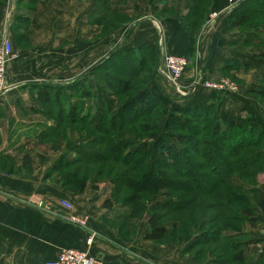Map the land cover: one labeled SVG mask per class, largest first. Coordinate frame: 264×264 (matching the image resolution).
Masks as SVG:
<instances>
[{"label": "trees", "instance_id": "obj_1", "mask_svg": "<svg viewBox=\"0 0 264 264\" xmlns=\"http://www.w3.org/2000/svg\"><path fill=\"white\" fill-rule=\"evenodd\" d=\"M211 2L195 0L192 10L181 19L189 36L187 58L190 65L199 51L202 26L210 18ZM228 12L229 30L242 35V46L255 49L264 46V0H243ZM105 18H111L114 24H122L117 20L119 17ZM122 20L126 21L127 18ZM247 29L259 31L257 34L261 38L258 35L246 37ZM254 33L251 30L250 34ZM159 58L157 43L144 45L138 50L117 49L111 58L96 66L91 74H81L68 81L66 86H56L64 87L68 96H64L60 90L51 94L49 87L55 86L44 83L36 88L37 97L32 101L33 107L29 113L40 114L54 124L42 122L36 126L35 136L27 137L24 144H15L12 149L17 147L16 150L21 152L38 141L53 145L68 142L72 134H77L81 140L88 133L90 136H99L93 142V146L99 149L95 154L79 149L76 158H61L48 171V179H53L65 191L78 195L84 194L88 188L97 191V186L92 184L88 176L90 172L82 170H85V166L87 169L88 166L103 163L107 155L117 159L129 173L122 181L112 180L113 194L102 201V208L108 211L106 222L120 238L133 241L137 226L131 228L128 225L145 216L148 231L143 237L144 242L180 247L183 255L195 264H264V250L253 246L249 234L243 232L232 237L227 233H238L237 230L246 225L255 228L260 223V217H264V196L254 188L257 177L264 173L263 120L255 116L237 119L231 114H220L218 107L222 96L211 92L208 101L193 107L173 109L166 128L173 127L175 133L167 138L171 137L176 147L164 148L163 157L157 162L151 161L148 151L131 149L136 146V141L128 140L126 147L131 149L128 151L121 143H117L116 137L110 139V136L128 132L132 127L136 128L134 132L145 134L146 131L140 127L146 129L151 117L155 121L158 119L154 109L165 110L163 102L147 90L134 92L137 90L136 84L144 85L143 80L135 84L137 77H146L149 66L158 65ZM236 68L237 62L232 61L225 65L222 74L228 75ZM95 76L107 79L108 89L115 96L121 98L132 93L131 100L119 103L123 106L121 117H114L105 102L100 107V119L92 121ZM252 93L264 100V91L263 94L258 90ZM177 95L181 97L180 100L194 97L192 93L190 95L193 97L189 95L188 98ZM21 104L20 98L17 105ZM3 118H6V113L0 106V120ZM148 131L146 137L152 138L157 137L159 129L154 127ZM162 144L160 140L158 145ZM2 146L0 137V174L20 177L31 175L30 154L23 155L20 166H17L12 156L1 151ZM73 167H77V170L66 172ZM96 175L99 176L100 172H96ZM240 190L252 193V198L244 194L241 196L238 193ZM116 205L128 212L114 216ZM187 210L188 216L182 221L178 215ZM196 233L197 236H194ZM243 237L246 239L242 240ZM207 256L213 258L206 262ZM224 257L226 260H222Z\"/></svg>", "mask_w": 264, "mask_h": 264}, {"label": "crops", "instance_id": "obj_2", "mask_svg": "<svg viewBox=\"0 0 264 264\" xmlns=\"http://www.w3.org/2000/svg\"><path fill=\"white\" fill-rule=\"evenodd\" d=\"M194 4L195 0H0V49L5 42L12 46L16 57L7 65V80L18 82L11 91L0 96V106L6 113V118L0 120L1 151H17V147L12 149L13 145L21 146L27 137L37 134L36 126L42 122L15 117L7 100L11 98L12 106L22 115L34 116L29 111L37 97L36 88L46 83L40 79L41 67L53 63L50 50L58 49L64 54L54 65H65L67 68L63 70L66 71L62 73L66 76H60L59 80L70 81L98 62V59L93 63L89 60L91 40H96L92 42L94 54L101 53L102 56L110 43L115 42V36H120L125 29L130 33L119 50H138L157 43L161 57L163 53L187 57L189 36L181 19ZM226 7L227 0L211 2L208 16L213 12L220 15L213 21H208V17V23L202 26L194 66L191 64L183 76L186 88L191 85L186 79L197 78L201 73L208 79L217 80L225 65L232 61L237 62V68L232 72L239 76L254 68L264 72V52L242 46V35L229 30ZM121 16L127 18L122 23L124 29L119 27L112 32L113 36L106 37L98 21ZM94 35L96 38L90 39ZM20 38L25 41L20 42ZM20 43L28 44V47L21 48ZM69 47L79 51L75 59L71 55L65 56L64 50ZM250 50L254 52L249 53ZM95 79L91 105L94 122L101 117V105L108 102V92L101 86L103 79L100 76ZM148 92L161 101L167 96L157 89ZM196 93L193 99L177 101L174 107H193L208 101L212 94L211 90ZM20 98L30 99V104L14 106ZM240 102L242 99L224 102L220 111L233 110ZM107 107L114 115L115 105ZM48 173L32 172L28 177L0 174V264H47L62 250L72 247L88 251L104 264H195L179 247L144 242L147 230L138 228L141 233L138 243L120 238L106 222L108 211L102 208L103 200H96L97 191H86L82 195L70 193L48 179ZM73 216L86 218L87 227L73 224ZM91 236L94 239L88 245Z\"/></svg>", "mask_w": 264, "mask_h": 264}, {"label": "rangeland", "instance_id": "obj_3", "mask_svg": "<svg viewBox=\"0 0 264 264\" xmlns=\"http://www.w3.org/2000/svg\"><path fill=\"white\" fill-rule=\"evenodd\" d=\"M211 16V14L209 15ZM122 19H126L125 17H119L117 20L120 21L121 23H124L125 20ZM91 20V19H90ZM209 21V20H208ZM208 21H206L208 23ZM35 22V21H34ZM90 22V21H89ZM93 23V21H91ZM99 26L101 27V31H102V27L104 29V33L106 35V37H109V35L113 36L114 32L116 29H124L123 25L119 23H115L113 22V20L111 18H105L103 20H99L98 21ZM22 28H26L27 27L23 26ZM251 30L253 32H256L254 34H250ZM248 35H246V37H250V36H259L258 38L260 39V35L257 34L259 31L255 30V29H247ZM129 29H125L123 30V32L121 33L120 36H115V42H111L110 45H106V50L104 55L101 56V53H99V55L94 54V48L92 47V45L96 42V40H91V42H89L90 45V52L91 57L89 60H93L90 63H93L94 61H96L98 59V62L93 65L94 67L82 70V74L83 75H87V74H91V72L94 71L96 65L102 62H105L107 59L111 58L113 56L114 53H116V50L118 49V47L122 44L125 43V41L127 40V37L129 36ZM27 35L29 34V31H27L26 33ZM92 38H96V36H92L90 37V39ZM107 41V38H106ZM94 42V43H92ZM110 42V41H109ZM119 42V43H117ZM21 44V43H20ZM162 44V40H160L159 45ZM28 47V44H23L21 46V48H25ZM64 47V46H63ZM110 48V49H109ZM258 51H262L264 52V46L262 47H257ZM255 49V48H253ZM52 50L55 52L53 53V55L51 54ZM50 50V54L49 57L52 59L53 63L50 64L48 67L47 66H42L41 67V76L40 79H44V82H47V84H51L54 85L55 87H49V91H51V94H56L58 92V90H60L62 92V94L64 96H68V93L66 89H64V87H58L56 88V86H66L68 81L70 80H59L60 76H66L64 75L62 72L66 71L63 70L65 68H67L65 65H54L56 61H59L60 59H63V55L59 53L58 49H52ZM66 52L65 56L71 55V57H73L74 59L78 56V50L76 48H67L66 50H64ZM254 52V50H250L249 53ZM94 54V55H93ZM198 55V54H197ZM196 57V56H195ZM197 58V57H196ZM72 61V60H71ZM191 64L194 66V62L195 59L192 58L191 60ZM57 63V62H56ZM200 65V64H199ZM98 66V65H97ZM197 66V65H196ZM201 66V65H200ZM162 67V57L160 56L159 58V62L158 65L156 66H149V72L148 75L145 77V75H140L137 77V79L135 80V84L136 83H141V80H143L144 85L141 84H136V89L134 92L136 93L137 91H141L143 89L145 90H159V91H163L164 93H167L166 99L165 101H162L163 106L165 108V110L163 108H157L154 109V114L158 115V119L155 121L154 117H151L148 120H151V122L148 123V127H140L142 129H144V131H146L145 134H140L139 132H134L136 130V128L132 127L129 128L127 131L128 132H122L120 134H116V135H112L110 136V139L112 140V138L116 137V141L117 143H121L123 148H127V150H143V151H148L150 153V157H151V161L153 162H157L159 160H161V158L163 157V149L166 148L167 146H170V148L173 149V147H176V144L174 143L173 139L167 138L168 136H172L175 131L172 129L173 127L170 126V129L166 128L167 126V121L169 119V117L172 116L173 114V109L176 108L174 107L177 103V101H180L181 97H179L174 91V87H170L169 83L163 79L160 76L159 73V69H161ZM202 67V66H201ZM147 69V67H146ZM264 69V68H263ZM249 71V70H247ZM144 72H147V70H145ZM250 73V74H249ZM75 74V73H73ZM81 74V73H80ZM71 75V74H70ZM222 76H220L217 80H213V79H208L206 78L205 73H201L198 74L197 78L196 76H194L195 78L193 79H186L187 82H191L189 88L186 89H192V92H197L196 94H198L200 91L203 90H208V83L210 82H219L222 81L223 79L226 80L231 86H233L234 89H236L234 92L232 91H211V92H215L218 93L219 95L222 96V101L219 103V107H218V111L220 114H231L232 117L234 118H241V119H245L246 117H250V116H255L257 118H259L260 120L264 121V100H260V98L258 97V95H256L255 93H252L253 90H258L259 92H261L260 94H263V89H264V81H262V79L264 78V72L260 73V70L257 69H252L250 72H246L245 74H242L241 76L233 73L232 71H230L228 73V75H224L221 73ZM69 76V75H67ZM101 86L104 87L105 90H107L108 93H106L107 98V105L108 106H116V110H114V117H121L123 114V106H120L119 103L120 101L124 103L127 102L128 100H131L132 98V93L130 95H127L125 97H119V96H115L112 91L110 89H108L107 87V79L101 80ZM95 84V83H94ZM100 84V83H99ZM18 82L15 81H8L7 87L8 88H14V86H17ZM183 79H182V87H183ZM187 87V86H184ZM116 90L118 89L117 87L115 88ZM185 89V90H186ZM229 90V89H226ZM106 92V91H105ZM142 92V91H141ZM174 93V94H173ZM194 93H192L193 95H195ZM139 94V93H138ZM175 95V96H174ZM139 96V95H136ZM192 96V95H190ZM190 96H187L185 98H188ZM193 97V96H192ZM191 97V98H192ZM184 98V97H183ZM182 98V99H183ZM241 100L242 102H240V104L238 105V107L234 108L233 110L227 111L226 113H223L221 110L222 105L224 102H233L236 100ZM27 100V99H26ZM26 100H22V103L24 104H30V99ZM7 105L9 106L10 110L13 112V114L15 115V117L22 119L21 117H23L24 120H28V121H39V122H48L49 125H53L54 123L51 121H47L45 117H43L42 115H35L34 116H28V115H22V113H20V110L17 108L15 110V108L12 106V102H11V98H9ZM104 101H106V99H104ZM112 102V104H111ZM17 104L15 103L14 106H16ZM12 107V108H11ZM17 107V106H16ZM172 109V110H171ZM112 116V115H111ZM179 116V114H178ZM98 121V119L96 120ZM156 128L158 127L159 131L157 133V137L153 136L152 138H148L146 137L147 134H149L148 129L150 128ZM75 135V136H74ZM72 137L70 138V141L68 142H59L57 144H51L50 142H42L40 143L39 141L37 143H35L34 145L26 148V150L21 151V152H8L7 154H9L10 156H12V158H14L13 160L15 161L17 166H20L21 162H22V156L25 154H30L31 159H32V169L33 172H48L49 170H51V168L53 166H55V164H57V162L61 159V158H71L74 159L77 156H79V152L78 150H82L84 152L87 153H96L97 149L95 146H93V142L97 140V138H99V136H90L89 133L87 135V137L83 140L80 139V137L77 134H72ZM155 137V138H154ZM154 138V139H153ZM121 140V141H120ZM128 140H132V141H136L137 144L135 147L133 148H129L126 147L128 145ZM162 140L163 144L162 145H158V142ZM94 147V148H93ZM6 148V147H5ZM79 150V151H80ZM126 150V149H125ZM174 152H176L174 150ZM106 160L103 163H99L93 166H88L86 169V166L84 167L85 170H82V172H90V174H88V176L91 178V182L94 186H97V194L96 195V200H104V199H108L112 194H113V187H114V183L112 180L115 181H122L124 178H126L128 176L129 171L127 169L122 168V166H120V164L116 161L117 159H113L112 156L107 155ZM75 170H77V167H73L72 169H70L69 171L66 172H74ZM87 170V171H86ZM96 172H100V175L97 176ZM191 174V173H190ZM59 174L55 175L58 176ZM189 175V173L187 174ZM191 176V175H190ZM52 182H54V180H51ZM119 183V182H118ZM191 186V185H190ZM192 187V186H191ZM254 188H257L259 190L260 195L264 196V173L260 174L257 179H256V184L254 185ZM86 191H95L92 190L91 188H88ZM85 191V193H86ZM126 192H128L126 190ZM239 194H241V196L244 194L245 196L247 195V197H249L250 199L252 198V193L247 192V191H238ZM185 198V197H183ZM207 201H209V199H206ZM205 200V202H206ZM120 202V201H119ZM115 210L113 211V215L114 216H121L123 213H127V209H123L120 205H116L115 206ZM190 211V210H189ZM191 212V211H190ZM181 214L178 215V217L183 221L184 219H186V216H188V210L187 211H183L180 212ZM134 224V226H133ZM132 226V227H131ZM136 231L134 233V235L132 236L133 238V242H137L140 241L141 236H140V232L139 229L140 228L142 231L147 230L148 231V225L144 218L142 219H136L135 221L131 222V225L128 227H135ZM130 231V230H129ZM238 233H232V232H227L228 235L234 237L237 234H241L243 232H245L246 234H249V236L253 239L254 242V247L260 251L264 250V217H260V223L255 227L252 228L250 225H246L244 228L243 226L241 227L240 230H237ZM195 233V232H194ZM139 234V235H138ZM194 236H197V233L194 234ZM140 239V240H139ZM242 240H245L246 238L243 237L241 238ZM132 242V241H131ZM169 246V245H167ZM180 248V247H179ZM213 258V256H207L206 257V262L208 260H211ZM252 258H256V257H252ZM222 260H226V258H222Z\"/></svg>", "mask_w": 264, "mask_h": 264}, {"label": "built area", "instance_id": "obj_4", "mask_svg": "<svg viewBox=\"0 0 264 264\" xmlns=\"http://www.w3.org/2000/svg\"><path fill=\"white\" fill-rule=\"evenodd\" d=\"M239 0H227L226 11H231L234 9ZM219 12H213L209 18V21L216 20L219 17ZM16 57L15 52L12 49L10 43L5 42L0 49V96L7 94L12 88H8L7 80V65L8 63ZM190 65V61L186 56H177L162 54V67L159 69L160 76L165 79L172 87H174L177 94L182 97L189 96L192 89H186L182 87V79ZM208 88L211 91H232L236 89L233 88L226 80L219 82L208 83ZM186 89V90H185ZM229 89V90H226ZM70 208L69 204H65ZM73 224L78 225L81 228L87 227L86 218H78L73 216L71 218ZM94 236H91L87 244L91 245ZM47 264H104L101 259L96 256H92L88 251H84L78 248H66L60 252V254L54 260L47 262Z\"/></svg>", "mask_w": 264, "mask_h": 264}]
</instances>
